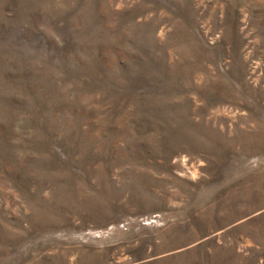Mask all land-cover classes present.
I'll list each match as a JSON object with an SVG mask.
<instances>
[{"label": "rangeland", "instance_id": "rangeland-1", "mask_svg": "<svg viewBox=\"0 0 264 264\" xmlns=\"http://www.w3.org/2000/svg\"><path fill=\"white\" fill-rule=\"evenodd\" d=\"M0 264H264V0H0Z\"/></svg>", "mask_w": 264, "mask_h": 264}]
</instances>
